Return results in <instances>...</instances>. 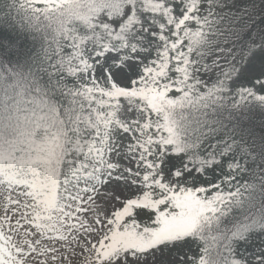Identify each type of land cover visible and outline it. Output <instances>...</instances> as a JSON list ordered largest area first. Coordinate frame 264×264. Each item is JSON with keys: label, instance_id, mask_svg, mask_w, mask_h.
Wrapping results in <instances>:
<instances>
[{"label": "snow or ice", "instance_id": "1", "mask_svg": "<svg viewBox=\"0 0 264 264\" xmlns=\"http://www.w3.org/2000/svg\"><path fill=\"white\" fill-rule=\"evenodd\" d=\"M0 264H264V0H0Z\"/></svg>", "mask_w": 264, "mask_h": 264}]
</instances>
